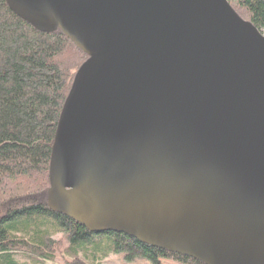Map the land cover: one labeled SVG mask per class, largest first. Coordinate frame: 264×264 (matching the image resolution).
Masks as SVG:
<instances>
[{"label": "water", "instance_id": "95a60500", "mask_svg": "<svg viewBox=\"0 0 264 264\" xmlns=\"http://www.w3.org/2000/svg\"><path fill=\"white\" fill-rule=\"evenodd\" d=\"M87 56L48 209L203 264H264V33L227 0H5Z\"/></svg>", "mask_w": 264, "mask_h": 264}, {"label": "trees", "instance_id": "16d2710c", "mask_svg": "<svg viewBox=\"0 0 264 264\" xmlns=\"http://www.w3.org/2000/svg\"><path fill=\"white\" fill-rule=\"evenodd\" d=\"M264 33V0H227ZM84 52L60 29L44 32L0 0V264H203L123 233L90 232L46 204L52 140Z\"/></svg>", "mask_w": 264, "mask_h": 264}, {"label": "rangeland", "instance_id": "374dc122", "mask_svg": "<svg viewBox=\"0 0 264 264\" xmlns=\"http://www.w3.org/2000/svg\"><path fill=\"white\" fill-rule=\"evenodd\" d=\"M100 264H144L143 262L139 263H127L122 261V259L115 254H110L108 257H106L103 261H101Z\"/></svg>", "mask_w": 264, "mask_h": 264}]
</instances>
